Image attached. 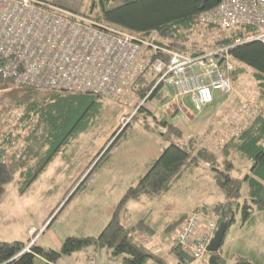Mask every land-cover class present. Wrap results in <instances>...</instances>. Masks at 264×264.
I'll use <instances>...</instances> for the list:
<instances>
[{"label": "trees", "instance_id": "obj_1", "mask_svg": "<svg viewBox=\"0 0 264 264\" xmlns=\"http://www.w3.org/2000/svg\"><path fill=\"white\" fill-rule=\"evenodd\" d=\"M63 1L51 0L49 3L81 15L96 26H101L102 29L113 27L142 39L156 34L159 39L153 41L155 44L194 55L205 50L195 47L188 49L184 43L200 23V16L211 11L221 0H91L90 7L79 12L61 4ZM212 25H208L209 28L214 26ZM250 31L248 27L224 30L222 36L214 41L213 48L229 47L228 52L237 63V67L231 72L232 81L242 71L241 65L249 66L258 85L264 90V43L247 41L235 45L234 42L235 38L243 39L248 33L251 34ZM145 51L149 52V48H145ZM160 55V52H157L151 54V57H160ZM154 83L152 76L146 73L137 78L134 92L139 99L147 101L157 98L164 103L168 97H164L163 94L160 97L163 84L158 83L154 87ZM103 98L102 94L93 91L42 92L34 85L16 84L11 78L7 79L0 75V107L16 110L15 108L23 105L25 108L21 117L17 118L13 130L0 135V199L5 192V185L12 182L17 174L16 181L20 184L18 190L24 192L58 150L68 144L71 138L86 130L89 122L98 112ZM138 108V114L143 117L140 120L142 126L147 130L161 132L162 139L169 144L152 159L145 173L138 177L136 184L129 186L117 201L102 231L96 236L65 237L58 250L47 249L35 243L25 250L26 245L22 241H0V264H56L63 256H71L75 252L85 250L91 252L101 250L109 253L118 264H207V261L194 263L178 245L173 243L169 253L174 260L172 263L165 262L161 255L147 247L154 229L145 222L144 218L126 228L125 221L128 214L126 206L129 200L139 201L142 197L148 199L159 197L162 192L172 187L173 181L181 175V169L185 165L192 164L191 166L195 167L202 162L212 169V180L228 199L226 202L216 204L213 211H209L217 214L218 226L223 222L228 229L235 220L233 203L240 205L243 221L249 219L254 210L264 209V114L262 111L251 118L250 123L223 146L225 155H231L233 160L238 159L243 163V175L233 177L229 172L230 167L233 166L232 160L219 162L215 154L207 148H199L193 152L191 146L193 139L181 144L173 142L175 138L180 141L184 134V130L172 118L175 113L167 116L160 107V115L157 117L146 105ZM38 112L41 113L40 120L34 121L33 116ZM148 118L152 119L153 125L146 124L145 120L147 121ZM117 134L118 130L112 134L111 139L114 135L117 138ZM110 144L107 148L105 145L95 156L94 159L97 161L93 162L94 164L104 160ZM43 153L47 156L41 166L37 167L36 161ZM194 212L209 214L205 206L198 207ZM185 216V213L178 214L173 221L165 225L166 230L175 229ZM222 243L223 241L221 246ZM209 255L208 253V257ZM216 258L226 264L225 259H221L218 253ZM232 264H259V262L254 263L246 256L237 255Z\"/></svg>", "mask_w": 264, "mask_h": 264}, {"label": "rangeland", "instance_id": "obj_2", "mask_svg": "<svg viewBox=\"0 0 264 264\" xmlns=\"http://www.w3.org/2000/svg\"><path fill=\"white\" fill-rule=\"evenodd\" d=\"M61 4L79 12L90 7L91 0H64ZM208 25L200 21L192 30L184 43L188 49L213 48L214 41L224 31L213 25L209 28ZM148 39L156 40L159 37L152 34ZM241 67L242 71L233 81L231 93L213 92L212 105L204 106L201 110L195 109L188 95L183 96L179 99L180 109L172 116L175 123L184 130L183 138L180 141L175 138L173 142L181 144L193 139V152L199 148H207L215 154L219 162L232 160L233 166L229 172L236 177H241L244 173L242 162L233 160L231 155H225L223 146L250 123L252 117H245L244 124L238 127L226 125L223 121L241 100L250 101L257 112L264 111V90L255 80L252 69L249 66ZM41 90L51 91L47 88ZM160 91V97L162 94L169 98L172 95L170 85L163 84ZM168 100L164 103L157 98L143 101L134 89L120 98L101 99V106L86 130L63 145L49 161L46 169L37 175L36 180L24 192L18 190V174L12 182L5 185V192L0 199V241L20 240L26 247L37 242V245L49 248L54 246L50 240V232L61 240L73 235L84 237L99 234L109 221L117 201L145 173L147 168H144V162H151L159 155V149L169 144L162 139L161 132L147 130L142 126L140 120L143 117L138 114V107L146 105L158 117L161 105H165L163 109L169 116L174 113L177 104L170 103L169 106ZM15 109L0 107V135L13 130L17 118L21 117L25 108L22 105ZM40 114L38 112L33 116L34 121L40 120ZM145 122L153 125L150 118ZM117 130L118 137L115 138L114 135L111 139ZM109 144L111 146L107 156L94 164L97 161L95 156ZM46 156L43 153L40 161H36L37 167L41 166ZM191 165H185L181 169V177L174 181L168 192H162L159 197L151 199L142 197L139 201L129 200L126 206V228L144 218L154 229L148 243L151 247L154 246V251L167 263H172L169 248L177 225L171 231H167L164 225L173 221L180 213H193L198 207L204 206L209 212L213 211L216 204L228 201L212 180L213 172L208 164L200 162L195 167ZM232 206L235 209V220L224 238L230 241L234 236L235 240L231 243V255L227 262H234V257L238 255L237 248L248 247L247 251L251 253L249 255L255 263L256 253L264 254V224L260 223L257 227L255 237L250 236L251 241L246 236H238L243 223L242 213L239 204L233 203ZM260 218L262 216H258L256 222ZM30 229H35V234L30 235ZM39 230L43 231L40 233ZM242 237L244 241H241ZM99 257L108 264L112 261L108 255L101 253L96 257L95 264Z\"/></svg>", "mask_w": 264, "mask_h": 264}, {"label": "built area", "instance_id": "obj_3", "mask_svg": "<svg viewBox=\"0 0 264 264\" xmlns=\"http://www.w3.org/2000/svg\"><path fill=\"white\" fill-rule=\"evenodd\" d=\"M199 21L222 31L251 29L243 39L235 38V44L264 43V0H221ZM153 41L113 27L102 29L44 0H0V57H5L0 59V75L12 77L16 84L120 98L133 90L137 78L149 73L154 87L170 85L169 106L188 95L197 110L213 102V92H232L235 65L228 46L193 55ZM145 48L149 52L144 55ZM157 52L160 57H151ZM257 113L250 101L241 100L223 122L238 127L245 117ZM217 219L214 212L186 214L176 226L173 244L194 263L208 261L206 247L217 229ZM29 234H35V229ZM110 264L117 263L112 260Z\"/></svg>", "mask_w": 264, "mask_h": 264}, {"label": "crops", "instance_id": "obj_4", "mask_svg": "<svg viewBox=\"0 0 264 264\" xmlns=\"http://www.w3.org/2000/svg\"><path fill=\"white\" fill-rule=\"evenodd\" d=\"M44 1H47V2H49V1H51V0H44ZM233 60V59H232ZM233 63H234V65H235V68L237 67V63H235L234 61H233ZM169 99V97L167 98V100ZM166 100V101H167ZM214 101V100H213ZM177 102V108L175 109V111H174V113L176 114V112L180 109V102H179V100L178 101H176ZM213 103V102H212ZM212 103L210 104V105H212ZM163 106H165V105H161V107L163 108ZM259 112H261V111H259ZM258 112V113H259ZM262 112H263V114H264V111L262 110ZM257 113V114H258ZM255 117V116H254ZM253 118V117H252ZM162 147L159 149V152L161 153V151H162ZM159 153V154H160ZM240 161V160H239ZM49 163V162H48ZM47 163V165H49ZM150 164V162H144V168L146 169V168H148V165ZM242 165H243V163H241ZM47 167V166H46ZM46 167H45V169H46ZM189 167V166H188ZM143 168V169H144ZM44 169V170H45ZM43 170V171H44ZM147 170V169H146ZM42 171V172H43ZM182 175V174H181ZM181 175L176 179V180H178L180 177H181ZM233 177H235V176H233ZM176 180H174V181H176ZM174 181H173V183H174ZM172 187H173V185H172ZM171 187V188H172ZM170 188V189H171ZM169 189V190H170ZM243 190H244V193L246 192V190H245V188L243 187L242 188ZM165 192H168V190L167 191H165ZM114 208V207H113ZM113 211V210H112ZM258 216H262V218H260L259 220H258V222H256L257 221V218H258ZM260 223H262V224H264V209L263 210H254L253 212H252V214H251V216H249V219H247L246 221H243V223H241L242 224V227H241V233H237L238 234V236H246V238H247V240H249V241H251V238H250V236L251 235H254L255 233H256V230H257V227L260 225ZM166 225V224H165ZM165 225H164V227H165ZM228 230H229V228L227 229V231H225V233L226 232H228ZM225 235V234H224ZM256 235H254V237H255ZM242 237V239H241V241H244L245 239ZM50 240H51V242L54 244V246H51V247H49V249H56V250H58L60 247H61V242H62V240L61 239H58L55 235H54V233H51L50 232ZM241 238V237H240ZM171 239H172V237H171ZM27 240V239H26ZM224 240H225V238H224ZM233 240H235L234 239V236H233V238H231L230 239V241H229V239H228V241L227 240H225V242H224V244L222 243V246L220 247L221 249L219 250V252H218V254L220 255V257H221V259L223 258V259H225V261H226V264H229L228 262H227V258L231 255V252H230V249H231V243L233 242ZM11 241H16V240H11ZM20 241V240H19ZM23 242V241H22ZM26 242V241H25ZM149 242V241H148ZM150 243V242H149ZM149 243H147V247L150 249V250H152V251H154V246L153 247H151V245L149 244ZM171 243H173V239H172V242ZM242 243V242H241ZM36 245H37V242L35 243ZM40 246H42L41 244H39ZM42 247H44V246H42ZM45 248V247H44ZM48 249V248H47ZM238 250V255L240 254L241 256H246V257H248V258H250V259H252V257H251V255H249V254H251V253H249V251H247L248 250V247L246 248H237ZM256 250H258V249H256ZM260 251V250H259ZM155 252V251H154ZM101 253H105L104 251H96V252H91V251H89V250H85V251H78L77 253L75 252V254H73V255H71V256H67V258H65L64 256H63V258H61L56 264H95V261H96V257L98 256V255H100ZM156 253V252H155ZM106 255H108L110 258H111V256L109 255V253L107 254V253H105ZM256 260L254 259V261H255V263L256 262H259V264L261 263V264H264V254H262V253H256ZM92 259L94 260V263H92V262H90V260L92 261ZM112 260H114V261H116V263L118 264V262H117V260L116 259H113V258H111ZM174 259H173V257H172V261H173ZM96 264H108L107 263V261H104L103 259H102V257H99L98 258V260H97V262H96ZM151 264V263H150Z\"/></svg>", "mask_w": 264, "mask_h": 264}, {"label": "water", "instance_id": "obj_5", "mask_svg": "<svg viewBox=\"0 0 264 264\" xmlns=\"http://www.w3.org/2000/svg\"><path fill=\"white\" fill-rule=\"evenodd\" d=\"M226 229L227 226L223 222H221V224H219L218 228L214 232L209 244L206 247L207 252L210 254L207 259V264H224L217 260L216 254L220 250L221 242L223 241V235Z\"/></svg>", "mask_w": 264, "mask_h": 264}, {"label": "bare ground", "instance_id": "obj_6", "mask_svg": "<svg viewBox=\"0 0 264 264\" xmlns=\"http://www.w3.org/2000/svg\"><path fill=\"white\" fill-rule=\"evenodd\" d=\"M45 2H47V1H45ZM49 3V2H48ZM70 13H72V12H70ZM73 14V13H72ZM75 15V14H74ZM236 45V44H235ZM206 51V50H205ZM0 59H5V57H0ZM3 62V60H0V63H2ZM5 78V77H4ZM9 78H11L12 80H13V78L12 77H9ZM9 78H7V79H9ZM51 90V89H50ZM51 91H54V90H51ZM97 93V92H96ZM97 94H102L104 97H107V98H113V97H109V96H107V95H105V94H103V93H97ZM143 101H145V100H143ZM164 110V109H163ZM165 111V110H164Z\"/></svg>", "mask_w": 264, "mask_h": 264}]
</instances>
